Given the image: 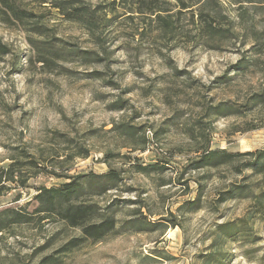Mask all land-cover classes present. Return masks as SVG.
I'll use <instances>...</instances> for the list:
<instances>
[{"label":"rangeland","instance_id":"1","mask_svg":"<svg viewBox=\"0 0 264 264\" xmlns=\"http://www.w3.org/2000/svg\"><path fill=\"white\" fill-rule=\"evenodd\" d=\"M54 1L16 0L34 13L48 38L78 52L94 51L100 60L74 53L58 62L64 70L48 72L29 60V39L43 36L0 21V42L9 49L0 54V166L11 157L34 159L38 166L23 168L24 186L7 184L0 211L32 212L38 187L114 169L120 180L84 200L113 212L117 225L125 227L105 240L58 253L79 228L51 218L12 224L0 232V264H39L47 256L56 260L45 264H207L202 255L211 249L228 253L223 264H264V220L251 218V201L217 202L234 183L258 193L264 176L249 169L236 174L228 166H187L206 146L231 152L264 148V104L246 106L264 89V6H255L258 0L242 6L213 0L239 34L203 44L193 37L190 14L181 17L171 40L154 30L155 24L118 12L98 46L58 13ZM252 27L259 41L251 37ZM239 60L244 68L235 66ZM95 71L101 79L91 75ZM115 102L123 107L115 108ZM218 102L232 103L241 113L209 114ZM150 163L164 168L149 174L136 169ZM194 199L199 208L191 210ZM132 220L136 224H126ZM233 220H249L257 240L217 242L215 225Z\"/></svg>","mask_w":264,"mask_h":264},{"label":"trees","instance_id":"2","mask_svg":"<svg viewBox=\"0 0 264 264\" xmlns=\"http://www.w3.org/2000/svg\"><path fill=\"white\" fill-rule=\"evenodd\" d=\"M242 6L243 2L254 3V0H228ZM214 5L213 0H109L107 3L90 5L82 0H55L54 8L62 17L68 21L75 22L92 41L102 46L105 42L103 34L112 26L117 13L125 14L127 18L141 17L148 25L155 24L154 30L168 36L171 40L177 36L181 17L190 14L194 24L193 37L199 43H206L213 40H231L239 34L236 31L234 21L223 12L218 10L219 3ZM255 6H264V0H258ZM0 21L7 24L22 26L29 32L43 36L42 39H29L32 47V57L29 60L38 63L46 71L64 70L58 63L67 60L68 56L78 54L83 60L98 62L94 51H79L74 47L57 44L60 40L48 38L42 32L44 27L36 19L32 11L22 8L16 0H0ZM245 33V26L240 27ZM249 33L254 41H259L257 30L252 27ZM141 34V33H139ZM263 35L264 32L261 31ZM263 41L260 44L264 43ZM259 44V46H260ZM257 48V46H256ZM258 50V49H257ZM9 49L0 42V54H7ZM235 66L244 68L245 65L239 60ZM96 79H101L99 71L91 73ZM264 104V89L261 92L252 94L247 100L246 106L251 107ZM115 108H122L123 104L113 103ZM209 114L214 116H225L229 114H240L241 111L236 105L227 102H218L210 105ZM208 142V138H207ZM20 154V152H19ZM26 158L29 157L27 154ZM36 168L37 161L34 159L20 160L19 157H11L6 166H0V193L9 188L8 183H16L24 186L26 175L23 168ZM164 165L150 163L148 165H136V169L144 174L162 170ZM192 169L228 166L236 174H241L249 169L253 176H264V148L254 151L231 152L225 149H212L206 146L193 161L188 163ZM120 180V173L114 169L97 174H77L67 177V181L50 187L41 186L37 188L33 200L36 205L32 212L18 209H3L0 211V232L12 224L29 223L35 220L38 222L44 219L61 221L64 224L79 228L80 234L70 238L57 250L58 253H66L81 246L84 242H98L105 240L119 233L125 226L117 225L113 212L102 210L95 202L84 200L86 196L99 195L115 185ZM233 199H249L253 207L252 219L264 220V187L258 193L246 184L234 183L220 193L217 202H225ZM198 199L189 201L191 210L199 208ZM250 220V219H249ZM249 220H233L218 223L214 227V235L217 242L223 243L226 240H243L251 243L257 240L252 228L248 227ZM137 220L127 221L126 224H136ZM55 257L47 256L39 264L51 262ZM207 264H223L228 259V253L224 250H209L202 255ZM56 260V259H55Z\"/></svg>","mask_w":264,"mask_h":264}]
</instances>
